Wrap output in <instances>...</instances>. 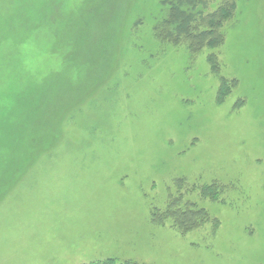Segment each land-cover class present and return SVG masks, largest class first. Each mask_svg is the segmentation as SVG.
Returning <instances> with one entry per match:
<instances>
[{
	"label": "rangeland",
	"instance_id": "obj_1",
	"mask_svg": "<svg viewBox=\"0 0 264 264\" xmlns=\"http://www.w3.org/2000/svg\"><path fill=\"white\" fill-rule=\"evenodd\" d=\"M186 1L0 0V264H264V0Z\"/></svg>",
	"mask_w": 264,
	"mask_h": 264
},
{
	"label": "trees",
	"instance_id": "obj_2",
	"mask_svg": "<svg viewBox=\"0 0 264 264\" xmlns=\"http://www.w3.org/2000/svg\"><path fill=\"white\" fill-rule=\"evenodd\" d=\"M180 3L186 4V6L189 8L191 6V1H186L185 0H179ZM196 10V9H194ZM229 12H228V11ZM233 9H224L223 11H216L214 14L208 15L209 17L207 19H211V21H208V29L203 31L198 36H193L195 29L192 27V24L194 22V17L192 14L188 13V9H181V11L175 12V14H172L171 19L166 17L163 19L159 24H158V31L160 32V36L166 37L167 39H174L175 41H180V40H192L194 39H200L204 40L203 42L207 41L206 46L211 47L213 43H216L214 45L217 46L218 39H221V36L217 38L216 32L222 27L221 24L224 21V19L227 16L231 15V11ZM190 14V15H189ZM228 14V15H227ZM189 15V16H188ZM218 21V23H214L215 19ZM180 25H177L178 22H180ZM167 29L165 31L164 29ZM165 32V35L162 33ZM216 41V42H215ZM220 42V41H219ZM192 212V213H191ZM181 214V211H180ZM184 217H176L177 221L182 224L184 223L186 226H182L179 224H175V227H179L181 229H184L186 231L194 228L200 227V225H203L204 223L208 222L209 216L203 211V210H190L182 213ZM174 216H177L176 214ZM176 221V222H177ZM182 221V223H181ZM99 264V263H96ZM106 264H115V263H106ZM119 264H131L130 262H121Z\"/></svg>",
	"mask_w": 264,
	"mask_h": 264
}]
</instances>
